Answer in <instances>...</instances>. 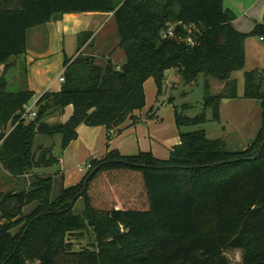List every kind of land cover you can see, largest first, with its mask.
Here are the masks:
<instances>
[{"label":"trees","instance_id":"trees-1","mask_svg":"<svg viewBox=\"0 0 264 264\" xmlns=\"http://www.w3.org/2000/svg\"><path fill=\"white\" fill-rule=\"evenodd\" d=\"M86 13L114 15L126 62L118 71L111 60L103 67L92 55L65 57L61 90L39 99L34 121L22 120L35 93L8 90V63L27 54L30 30ZM235 20L224 0H0V171L20 186L35 175L28 187L0 192V264H231L228 251H241L242 264H264V128L243 152L228 151L205 131L181 134L168 160L112 150L91 160L82 182L57 199L53 178L42 173L58 158L51 147L37 146L39 135H60L67 148L81 125L112 132L135 121L146 107V83L154 79L160 95L172 70L187 85L205 75L206 108L216 121L224 99L255 100L264 115V70L245 74L243 96L233 80L247 66V39L264 41V23L244 34ZM176 22L196 24L200 45L163 40ZM92 37L80 36L77 53ZM211 79L224 82L225 93L213 96ZM70 108L66 123L46 121ZM176 120L191 127L207 115ZM10 124L15 128L7 134ZM86 237L89 244L79 247Z\"/></svg>","mask_w":264,"mask_h":264},{"label":"rangeland","instance_id":"rangeland-1","mask_svg":"<svg viewBox=\"0 0 264 264\" xmlns=\"http://www.w3.org/2000/svg\"><path fill=\"white\" fill-rule=\"evenodd\" d=\"M224 8L226 10L231 9L236 16L233 27L238 32L250 34L258 24L264 23V8L260 0H224ZM105 21L106 19L103 20V23ZM98 25L96 24V27ZM42 27L29 31L27 54L14 58L15 64L17 63L18 66L8 72L9 78L11 75L8 90L12 93L21 92L23 89L29 90L27 86L24 88V85H28L29 80L32 81L33 86L39 85V87L34 88L35 91L36 89L42 91L43 86H40L39 79L36 80L38 78H36V54L40 53V59L47 64V71L41 80H46L48 83L56 76L57 71L61 68L60 65L65 61V57L69 59L75 57L74 59H76L83 53L91 55L90 47L76 53V37H68L64 45L62 38L64 34L61 33V29L57 28V32H52L51 27H47V25ZM103 28H106L104 34L106 32H110L109 35L115 34L114 37L110 36L106 39L108 45L105 50L101 46L96 48V51H99L96 55L97 62L106 65L108 55L105 53L108 52V47L113 45L114 38H117L118 28L116 22H107ZM69 29L71 26H68ZM88 32L92 31L88 30ZM67 35L71 36L69 32ZM102 35L100 30L96 44L105 43ZM36 36H43L40 38L41 46L36 45ZM48 41L49 43H47ZM53 41L54 43L51 45L50 43ZM245 52L248 59L246 68L233 75V80L238 81L241 96L245 90V74L253 70H264V42L261 41L260 37H249L246 41ZM43 54L45 55L41 56ZM31 63L34 64L31 65ZM0 74L2 77L4 76V72L0 71ZM206 81L205 75H201L196 83L187 85L176 71H168L164 92L159 95L154 79H150L145 86L146 107L137 113L139 121L134 126V120L131 118L126 120L122 129H126L127 134L122 136L114 134L110 138L105 127L89 128L81 125L79 139L67 148H63L60 135L53 138L39 135L37 146L51 147L54 156L58 160L61 159L49 170L53 176V198H59L65 187L81 183L86 173H81L80 167H86L93 159H102L107 154L109 146L112 149H118L122 155L131 156L141 152H151L158 159L168 160L173 149L180 143V135L185 133L205 131L209 139L223 140L230 152H243L256 141H259V135L264 128L263 109L259 102L246 99H224L220 109V121H216L213 110L206 108ZM210 83L213 96L225 93L226 84L224 82L211 79ZM60 84V82L56 83L50 90L56 92L60 88ZM40 93L38 92V98L43 96ZM34 103L35 99L32 101V104ZM176 113L191 119L206 113L207 122L197 126L179 127ZM65 117L66 115L61 116L59 112L55 111L48 116L46 121L50 124L64 123L67 120ZM14 128L13 124H10L5 132L10 134ZM2 178L3 174L0 173V183ZM78 208L81 209L82 205H79ZM32 211L33 205L27 207L24 213L29 215ZM88 242L89 238L86 237L78 246H86L89 244ZM226 255L231 264H242L241 251H228Z\"/></svg>","mask_w":264,"mask_h":264},{"label":"crops","instance_id":"crops-1","mask_svg":"<svg viewBox=\"0 0 264 264\" xmlns=\"http://www.w3.org/2000/svg\"><path fill=\"white\" fill-rule=\"evenodd\" d=\"M260 2L263 4V8H264V0H260ZM228 10L232 12L231 9H228ZM105 19H106V21L103 23V20H105ZM107 22L108 23L116 22L115 19H114V15L113 14H102V13L67 14V15H64V16H62L60 18H57L56 20L54 19L51 23L47 24V27H51L52 30H53L52 32H57L58 31L57 28H59V30L61 29V33L64 34V35H62V38L64 39V41H63L64 45L66 44V41H67L68 37H76L75 38L76 43H77L76 53L78 51L79 38H80V36H82L81 34H84L85 32L93 33L92 40L84 47V49H89L91 42L94 40V46L91 47L89 50H91V55L96 57V59H97L96 55L98 54L99 51H96V48L97 47L100 48V46H101L105 50V47H107V45H108V42L106 41V39H108L110 36H113V37L115 36V34H113V33H111L109 35L110 32H106L104 34V31H106V28H103V26ZM96 24H99V25L96 27ZM68 26H71L72 30L69 29L70 30L69 31L68 30ZM88 30H90L92 32H88ZM100 30H101V33L103 34L102 38H103V40H105L104 44L103 43H97V44L95 43L97 38L99 37V31ZM46 32H47V30H46ZM68 32L70 33L71 36L67 35ZM116 37L117 38H114L113 45L108 47V49H107L108 52L105 53V54L108 55L106 57V58H108L107 59L108 62L111 60L116 67H121L126 62V55H125L124 51L120 48V39L118 37V32H117V36ZM40 38H43V36H41V37L40 36H36V45H40L41 46L42 42H41ZM261 41L264 42L262 39H261ZM47 43H49V41ZM53 43H54V41L52 43H50V44L52 45ZM44 55L45 54H43L41 56H44ZM116 58H117V60H116ZM118 59H119V61H118ZM14 61H15L14 58H12L10 60V62L8 63V66L11 65L9 67L10 68L9 71L17 68V66H18V64L17 63L15 64ZM247 61H248V59H247ZM108 62H106V65L108 64ZM33 64L34 63H31V65H33ZM97 64L100 65V66H103V67L106 66V65H102V64H100L98 62H97ZM60 66H61V68H60ZM60 66H59L60 69L59 70L57 69L58 71H57L56 76L54 78H52L50 83H48L46 80H41L44 77V73H46V71H47L46 70L47 64H45L44 60L40 59V53L36 54V78L38 77L36 80L39 79L40 86H43V89H42V91H39L38 89H36V91H35L34 88L35 87H39V85L33 86L32 81H30V80L28 81V85H24V88L27 86L30 91L35 93V101H39V99H40V98L37 97L38 96V92H41L40 95L41 94L44 95L47 92H53V90H50V88L53 87L56 83H59V77L62 74H64V72H65L64 62ZM30 68L32 69L31 66H30ZM57 68H58V66H57ZM4 70H5V66H2L0 71L5 72ZM253 71H255V70H253ZM258 71H260V70H258ZM8 74L9 73H7L6 78H8L7 81H8V89H9L10 81H11V75H10V78H9ZM60 85H61L60 88L56 92H59L61 90L63 84H60ZM138 112H136L134 114V117L137 120L133 121V126L139 121V117L137 116ZM71 114H72V109L70 108L68 110L67 114H66V117H65L67 120L64 123H66L70 119ZM125 130L126 129H122V126H120L119 128L115 129L112 132H108V130H107V135L110 138H112L114 134L117 135V136H122V135L127 134V132ZM112 150L119 151L118 149H112L109 146V148L107 150V154L110 151H112ZM135 155H138V154H135ZM105 156H103L102 159ZM124 156H129V155H124ZM131 156H134V155H131ZM60 160H58V161L60 162ZM0 173H2V172L0 171ZM2 174H3V178L1 179L0 185H2L3 187H0V192H2L3 190L4 191H9V190L19 191V190H21L23 188V185H25L27 187L29 185H31L34 182V177H35V175H30V176L25 177V179H24L25 182H22L23 185L20 186L18 184V182H19L18 180H15L13 178L7 179V175H5L4 173H2ZM42 174H46V175L51 176L53 178V176L50 174L49 170L48 171H44V173H42ZM78 184H76V185H78ZM76 185H72V186H76ZM72 186H70V187H72ZM70 187H65V189L70 188ZM34 208H35V205L33 206V209Z\"/></svg>","mask_w":264,"mask_h":264},{"label":"built area","instance_id":"built-area-1","mask_svg":"<svg viewBox=\"0 0 264 264\" xmlns=\"http://www.w3.org/2000/svg\"><path fill=\"white\" fill-rule=\"evenodd\" d=\"M200 36L201 32L196 24L188 25L183 22H176L171 24L162 34L163 40H181L191 45L192 47L200 45ZM117 70L120 71L121 67H117ZM59 82L61 84L65 83L64 74L59 77ZM38 101L32 102L25 107V113L22 117V120L26 122H32L37 117L38 111ZM92 169L91 163L86 165V167H80L81 173H88Z\"/></svg>","mask_w":264,"mask_h":264},{"label":"water","instance_id":"water-1","mask_svg":"<svg viewBox=\"0 0 264 264\" xmlns=\"http://www.w3.org/2000/svg\"><path fill=\"white\" fill-rule=\"evenodd\" d=\"M262 151H263V147L261 148V150L259 151V153H258V156L256 157V159L258 158V157H260V155H261V153H262ZM169 168H173V167H169ZM76 200H77V198H76Z\"/></svg>","mask_w":264,"mask_h":264}]
</instances>
